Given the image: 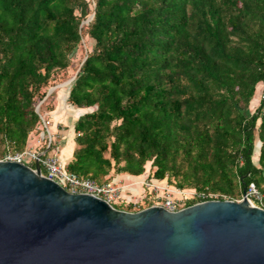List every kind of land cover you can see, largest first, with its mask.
<instances>
[{"label":"trees","instance_id":"1","mask_svg":"<svg viewBox=\"0 0 264 264\" xmlns=\"http://www.w3.org/2000/svg\"><path fill=\"white\" fill-rule=\"evenodd\" d=\"M84 38L66 102L91 111L67 172L104 184L148 164L196 194L184 207L253 184L264 208V0H0V160L27 150Z\"/></svg>","mask_w":264,"mask_h":264},{"label":"water","instance_id":"2","mask_svg":"<svg viewBox=\"0 0 264 264\" xmlns=\"http://www.w3.org/2000/svg\"><path fill=\"white\" fill-rule=\"evenodd\" d=\"M34 165L0 160V264H264V209L244 198L126 212Z\"/></svg>","mask_w":264,"mask_h":264},{"label":"rangeland","instance_id":"3","mask_svg":"<svg viewBox=\"0 0 264 264\" xmlns=\"http://www.w3.org/2000/svg\"><path fill=\"white\" fill-rule=\"evenodd\" d=\"M91 47V41L84 38L72 56V65L70 69L65 73H59L56 79V84L50 88L57 87L73 79L80 62L85 58L86 54L91 51ZM68 85L64 87H57L52 91L55 92L47 99L45 106L46 111L43 112L45 122L42 125V128L45 127L46 129L44 135H42V132L40 131L42 128L40 127L38 133H33L30 136L27 150L42 153L41 147L47 145L48 137H50L52 143L55 142L58 147L60 154V151L65 144H67V142H71L73 139L72 124L76 117L82 113L91 111V109H74L66 102ZM258 96L259 93L256 92L254 95L255 101H253L249 106L250 111H253V109L257 106V100L259 99ZM39 104L40 103H38L37 106ZM255 160L256 155L253 157L254 162ZM24 162L28 165L33 163L27 158L24 159ZM148 171L149 165L147 164L145 167V173L138 178L129 177L127 175L110 174V176L114 178L117 187L120 188L119 197L114 201L115 204H113V206L121 211L134 212L135 210H138L139 207L143 209L147 208L148 204H150V206L156 205V203L159 202L158 199H161L162 193H150V188L148 189L143 184V182L147 181L146 175ZM186 193L187 197H190V195L194 192L187 191Z\"/></svg>","mask_w":264,"mask_h":264},{"label":"built area","instance_id":"4","mask_svg":"<svg viewBox=\"0 0 264 264\" xmlns=\"http://www.w3.org/2000/svg\"><path fill=\"white\" fill-rule=\"evenodd\" d=\"M42 135H44V132H42ZM51 143V138L48 137V143L44 152L39 153L25 150L15 155H6L2 161L22 163L29 167V165L24 162V159L27 158L29 161L33 162V164H39L40 172L46 179L56 182L67 192L71 194L91 195L104 200L113 207V204H115L114 201L118 199L120 193V188L117 187L115 180L104 184H97L90 179H82L67 172L64 162L59 157V149L57 146L51 149L50 153L45 155ZM143 184L148 189L150 188V193H162L161 199H158L159 202L151 206L162 207L169 212H176L185 208V204L196 196L195 193H192L190 197H187V191L176 189L164 180H147L143 182ZM243 198L252 206H255L254 203L256 201L260 202L262 196L253 184H249L241 200ZM256 207L264 209L261 206Z\"/></svg>","mask_w":264,"mask_h":264},{"label":"crops","instance_id":"5","mask_svg":"<svg viewBox=\"0 0 264 264\" xmlns=\"http://www.w3.org/2000/svg\"><path fill=\"white\" fill-rule=\"evenodd\" d=\"M73 147L74 144L72 139L71 142H67V144L61 149L60 152L63 160L68 161L70 159Z\"/></svg>","mask_w":264,"mask_h":264},{"label":"bare ground","instance_id":"6","mask_svg":"<svg viewBox=\"0 0 264 264\" xmlns=\"http://www.w3.org/2000/svg\"><path fill=\"white\" fill-rule=\"evenodd\" d=\"M61 87H64L63 85Z\"/></svg>","mask_w":264,"mask_h":264}]
</instances>
